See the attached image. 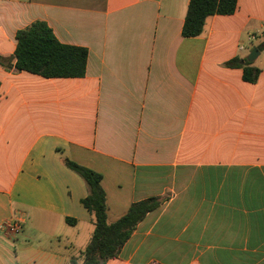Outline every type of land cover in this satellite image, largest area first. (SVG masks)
Here are the masks:
<instances>
[{
	"label": "crops",
	"instance_id": "crops-1",
	"mask_svg": "<svg viewBox=\"0 0 264 264\" xmlns=\"http://www.w3.org/2000/svg\"><path fill=\"white\" fill-rule=\"evenodd\" d=\"M189 2L0 0V248L16 264L82 263L94 225L65 159L102 176L109 224L164 199L106 264H264V0H238L194 38ZM35 21L88 50L85 76L15 68Z\"/></svg>",
	"mask_w": 264,
	"mask_h": 264
},
{
	"label": "trees",
	"instance_id": "trees-1",
	"mask_svg": "<svg viewBox=\"0 0 264 264\" xmlns=\"http://www.w3.org/2000/svg\"><path fill=\"white\" fill-rule=\"evenodd\" d=\"M238 0H190L182 34L187 38L203 33L206 20L214 15H231L237 10ZM15 52L18 71H25L44 78H81L87 68L88 50L84 47L66 45L55 36L49 25L35 21L16 35ZM259 50L264 49V41ZM235 60L228 65L244 68V79L255 83L261 70L245 66ZM64 165L78 174L85 182L88 195L81 203L92 216L94 225L89 244L82 251L81 264H106L119 256L122 248L131 238L137 226L152 211L164 202L162 198H149L135 202L125 216L113 224L107 221L105 192L101 186L102 176L74 161L65 159ZM75 223L73 220H67ZM72 264H77L72 260Z\"/></svg>",
	"mask_w": 264,
	"mask_h": 264
},
{
	"label": "rangeland",
	"instance_id": "rangeland-1",
	"mask_svg": "<svg viewBox=\"0 0 264 264\" xmlns=\"http://www.w3.org/2000/svg\"><path fill=\"white\" fill-rule=\"evenodd\" d=\"M255 43V42H253ZM252 47V44H249ZM0 255L2 253V256L4 257V259H2L0 257V264H6V259L10 260L12 263L11 264H16V256H15V251L14 248L12 246L9 247H5V245H2V248H0Z\"/></svg>",
	"mask_w": 264,
	"mask_h": 264
},
{
	"label": "built area",
	"instance_id": "built-area-1",
	"mask_svg": "<svg viewBox=\"0 0 264 264\" xmlns=\"http://www.w3.org/2000/svg\"><path fill=\"white\" fill-rule=\"evenodd\" d=\"M254 39V37H253ZM3 229L8 231L9 234H18L22 230L21 224H3Z\"/></svg>",
	"mask_w": 264,
	"mask_h": 264
},
{
	"label": "water",
	"instance_id": "water-1",
	"mask_svg": "<svg viewBox=\"0 0 264 264\" xmlns=\"http://www.w3.org/2000/svg\"><path fill=\"white\" fill-rule=\"evenodd\" d=\"M259 53H260L259 50L256 47H254L252 49L251 53L249 54L247 60L249 62H253L257 58V56L259 55Z\"/></svg>",
	"mask_w": 264,
	"mask_h": 264
}]
</instances>
